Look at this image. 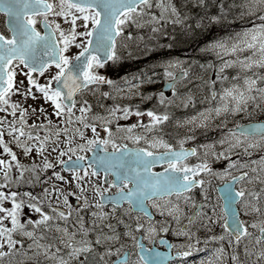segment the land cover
Listing matches in <instances>:
<instances>
[{"label":"snow or ice","instance_id":"snow-or-ice-1","mask_svg":"<svg viewBox=\"0 0 264 264\" xmlns=\"http://www.w3.org/2000/svg\"><path fill=\"white\" fill-rule=\"evenodd\" d=\"M193 7L206 8V0H0V13L4 15L8 32L6 35L0 31V111L12 114L10 121L7 115L0 116V148L8 156L7 160L0 159L3 182L11 188L13 182H21L25 171L31 170L36 176L35 182L39 183L37 169H53L54 165L46 156L40 163L36 159L49 151L48 142L52 141L51 151L56 153V163L68 171L71 179L57 170L52 172V176L69 184L74 183L76 189L65 190L53 185L55 204L47 187L42 195L29 191H0V264H25L26 261L40 264L42 260L48 261V264H165L163 257L189 256L193 245L200 239L207 244L208 241H222L226 237L232 247L233 264H264V152L253 156L252 151L264 148V120L253 118L242 124L237 119L242 112L250 114L257 108L264 111V74H249L253 68H264V0H243L242 11L234 17L243 19L247 15L251 20L258 18V23L250 21L248 26L232 35L209 40L201 47L200 51L227 59H221L215 67V79L209 75L203 81L207 85L204 100L208 106L175 121L178 126L191 125L188 132L208 128L214 121H219L214 125L223 130L218 140L186 148L185 141L195 139L194 135L180 136L177 146L164 138L160 125L170 118L168 105L174 104L177 99L180 100L179 106L185 108L196 103L190 92L182 96L177 90V83L189 77L191 67H183L184 61L179 59H169L160 65L166 87L172 92L171 97H165L162 90L150 94L134 93L142 99L157 97L164 111L143 109L149 117L144 125H128L122 129L117 124L116 132L126 133L120 138L109 128V123L132 112L141 116L139 106L115 103L103 114L91 113L89 101L82 99L78 103L74 95L80 91L94 92L98 89H90L89 85L102 83L115 88V92L111 93L113 98L116 92L125 95L98 70L105 67L108 61L115 62L120 58L117 40L124 34L125 25L131 22L137 27L151 26L150 35L162 32L167 36L168 32L163 31L160 21L179 25L194 18L195 24L187 27L200 29L206 13L193 12ZM219 7L221 14L207 15L209 21L222 19L225 11L223 2ZM152 9H158V14ZM49 16L54 19L49 20ZM57 17L62 19H55ZM78 20L82 22L79 25ZM38 22L43 25L42 31L38 29ZM62 23L68 28L62 27ZM78 28L82 30L78 31ZM125 35L130 38L132 32ZM77 37L83 39L78 40ZM71 46H75L77 51L72 52ZM123 46L127 47L126 44ZM50 66H54L55 71L45 77L44 83H40L33 74L51 71ZM177 66L179 72L172 70ZM200 67L205 68L206 65L201 64ZM229 67L238 70L229 76L224 72ZM18 73L27 79L26 85L23 79H17ZM37 91L42 93L45 101L50 102V111H46L43 104L25 108L19 101L10 99L13 93H19L24 99L30 97L36 100ZM102 95L108 97L110 92L104 91ZM77 106L79 115L73 112ZM17 111L20 113L18 118L15 115ZM27 112L33 115L39 112L44 119L40 123L33 120L29 124ZM65 114L64 119L54 121L51 118L65 117ZM73 120L78 122L76 126H72ZM97 120L109 135L103 138L96 135L97 125L90 121ZM70 128L72 135H69ZM88 128L93 133L90 137L85 134ZM133 128L140 131L133 133ZM5 133L10 137L7 142ZM118 139L134 143L143 141L147 146L129 148L125 143L118 144ZM11 143H15L24 156L34 149L32 164H22L10 147ZM217 143L221 145L218 151L215 150ZM107 145H111V152H108ZM94 146L102 151L93 152ZM198 148L204 149L203 158L195 164L187 163L186 157L198 155ZM238 148L242 153L234 151ZM86 152H93V155H84ZM209 155L217 159L226 155L235 158L228 159V167L217 172L207 159ZM242 155L248 159H243ZM157 164L163 166L159 171L154 170ZM13 166L16 176L11 175ZM101 172L103 176H100ZM201 173L221 178V183L212 189L216 193V203L210 205V212H205L204 204L188 195L191 189L199 186L205 202L213 199L207 190L211 181H206ZM97 180H103L107 187H102ZM255 182H259V188L255 187ZM26 183L33 181L29 179ZM112 188L114 192L109 191ZM69 192L83 201L80 208L89 206L86 193L91 192L98 197L91 201L97 209L111 203L113 214L117 205L125 213L142 214L147 223L142 222L141 215H137L131 227L126 226L124 231V235L132 240V249L119 243L118 233L108 234L103 228L86 227L83 217H79L73 230L69 231L67 222L72 215ZM45 198L48 199V210H45ZM181 199L191 206V211L185 213ZM4 201H10V206H4ZM61 201L63 207L59 206ZM125 203L128 205L126 208ZM151 209L167 219L154 220ZM30 213H35L36 218ZM92 215L103 220L108 214L100 211ZM242 215L251 216V219H244ZM58 220L64 223H57ZM215 225L220 226L219 233L203 238L196 235L200 227L211 231ZM104 227L111 229L112 225ZM49 229H55L56 235H52ZM170 229L173 235L187 238V242H169L159 238L169 249L176 248V252L164 253L141 245V240L151 241L158 233H167ZM90 232H94V241L89 236ZM77 233L80 235L77 236ZM137 234L140 239H137ZM49 236L50 239L47 238ZM58 245L68 251L63 252ZM237 249L242 251L243 258ZM113 253L116 254L115 260L106 259ZM226 255L227 251L221 243L202 257L199 264H224Z\"/></svg>","mask_w":264,"mask_h":264},{"label":"rangeland","instance_id":"rangeland-1","mask_svg":"<svg viewBox=\"0 0 264 264\" xmlns=\"http://www.w3.org/2000/svg\"><path fill=\"white\" fill-rule=\"evenodd\" d=\"M209 1L211 2L213 0H206V4H207L206 8H202V9H197L195 7L192 8L193 12L199 11L200 13H202V12H207L210 9V7L212 8L213 6H215L216 7L215 11H213L214 13H212V14H221V10H220L219 5L221 2H223V4H224L225 11L223 12L222 19L220 20V21H224L222 23V25H223L222 31H224V33L215 34L214 36L208 35L207 36L208 40L218 39V38H221L223 36L232 35L235 31H238V30L242 29L243 27L248 26L250 21L253 23L259 22L258 18L256 20H251V18L247 15H244L243 19L234 18L237 13L242 11L240 6H241L243 0H216L215 4H211V3H209ZM152 10L157 11V14H158V11H159L158 9H152ZM49 17H51V16H49ZM52 18L54 19V17H52ZM55 19L59 20L62 18L57 17ZM145 19H147V17H145ZM220 21H218V22H220ZM193 22H195V20ZM81 23L82 22L80 20L77 21L78 25ZM160 24L164 26L163 31L168 32L167 36L163 35L162 32L156 33L154 35H150L151 26H139V27H137L136 25H133L131 22H128L125 25L124 34H122L121 37L117 41V52H118V56L120 58L118 60H116L115 62L117 64H120L121 63L120 61L123 60V62L125 63V66L118 65V67L119 68H125L127 66H131V64L129 63L130 59H135V62L137 64V65H133V66H136L135 68L129 70L127 72V74L120 76L117 80L110 79L114 82V85L120 89V92L125 93V95H120V93L116 92L115 98H113V95L111 93L115 92V88L108 84V90H107L106 85L102 84V86H100V88L95 87L98 90H96L94 92L93 91L81 92L77 102L79 103L80 100L87 99L89 101V103L92 105L91 113H99V114H103L109 108V106H112L115 103H119L122 105L123 104H129L131 106H139V108L142 111V116H145V117H148L146 115V113H143V109H145V108H152L156 111H164V106L158 103L157 97L154 96V98L152 99V101L155 104V106L153 108L150 105H147V106L143 105L150 98L149 99H142L141 96L135 95L134 93H136L138 91L140 93H149L150 94V93H155V92L162 90L165 93V97H171L172 92L170 89L169 90H163L162 89L163 85L165 84V79L163 77V68L160 65L164 61H167L169 59H179V60L184 61L183 67H185V68H188L189 66H191V67H190V71H189V77H187L185 79V81H180L177 83V90L182 96L190 92L191 95L193 96V98L195 99L196 103L195 104H189V106L187 108H185V107L179 106L180 100L177 99L174 104L168 105V111L170 112V118L168 121H165L160 125V128L163 132L164 138L167 139L168 142L173 143L174 146H176L177 139L180 136H183L185 134L194 135V137H195V139H193V140H186L185 143H194V141H201V140H205V139L206 140L202 144H206V143L216 141L219 139V137L221 136V133L223 131L222 129L214 126L219 121H214L213 124H211L208 128H197L193 132H188V128L191 127V125L178 126L175 123V121L177 119L183 120L185 116H191L195 112L199 111L200 108L208 106V102L206 100H204V97L207 95V85L204 84L203 81L206 80L209 75L213 79H215V75H216L215 67L220 64L221 59H227V57L222 56L220 58H217L214 53L201 51V53L205 52L208 54H204L203 57L192 56L190 58H186L184 56H167L163 60L153 63L151 61L152 60L151 56L156 55V54H160V52H158V51H159V49H162V47H158V46H162L159 44L161 41H163L164 44H168V45H172L174 43L172 41L173 35L171 34L174 31V29L171 28V25H177V24H173L171 21H168V22L160 21ZM179 25H181V24H179ZM204 25H205V22H203V26ZM61 26L66 28V29L68 28L67 24L62 23ZM77 30L78 31L82 30V28H78ZM128 32H132V37H130V38L126 37L125 34ZM77 39L80 40L83 38L77 37ZM124 44H126L127 47H124L123 46ZM149 45H151V47H149ZM204 45L205 44H203V46ZM156 48H158V49H156ZM154 49H156V50H154ZM71 51L72 52L77 51L75 46H71ZM155 52H157V53H155ZM244 54L246 55L247 52H245ZM194 61H195V63H193ZM115 62L112 61L111 63H115ZM111 63H109V64H111ZM201 64L206 65V67L201 68L200 67ZM18 67H23V66L18 65ZM50 69H51V71L45 70L44 74L35 75L40 83H44L45 77L48 75H51V73L55 71L54 66H50ZM232 69L235 71H233ZM98 70H100V69H98ZM172 70L179 72L180 69H179V66H177ZM237 70H238V68H236V67H229V68L224 69V72L227 73L229 76H231ZM251 70L254 73L261 74V68H259V69L253 68ZM251 70H249V71H251ZM152 73H155V76H152ZM138 77H139V79H137ZM149 77H151V79H149ZM17 79H23L25 85L27 84V79L25 77H23L22 75H20L19 73L17 75ZM140 80H143L144 82L141 83ZM218 87H219V82L217 83V88ZM104 91L110 92V95L108 97L103 96L102 92H104ZM35 94L38 97V99H36V100H33L30 97L27 99H24L19 93H13L12 96L10 97V99H12L14 101H19L21 106H23L25 108H28L29 106L37 107L40 104H43L45 110L50 111V108L52 107L50 102L45 101L43 99L42 93L37 91ZM165 103H167L166 100H165ZM160 109H162V110H160ZM0 112H1L0 116L7 115L9 121L12 119L11 113H4L3 111H0ZM73 112L76 115H79V107L77 106V108L73 109ZM134 114H135V112H132L130 115L120 116L118 119H112L109 124H113V125L119 124L120 125V123H127V121L130 120ZM15 115L17 117L20 115V113L17 111ZM65 115H67V114H65ZM51 118L55 121L58 119H64L65 117L57 118L55 116H52ZM253 118H255V119L264 118V111H261V109L257 108L256 110L252 111L250 114L246 113V112H242V113H239L237 116V119L241 123H244V122L248 121L249 119H253ZM26 119H27L28 123L31 124L33 120H37V123H40L41 121H43L44 117L39 112H37L35 115H33L31 112H27L26 113ZM90 122L96 123V125H97L96 135H99L98 127L102 126L100 121L97 120V121H90ZM144 122L145 121H143V125H144ZM77 123L78 122L73 120L72 126H76ZM115 127L116 126H114V128H113L115 135L121 133V132H116ZM139 131H140L139 128L132 130L133 133H136ZM211 132H212V134H211ZM72 134L73 133H72L71 128H70L69 135H72ZM85 134H86V136H89V137L93 135L90 128L85 129ZM149 135H151V134H149ZM210 137H213V140L209 141V139H207ZM4 139L7 142L10 140V137H8V135L5 133ZM76 139H77V141H79L80 138L77 136ZM48 145H49V151L44 152L41 157L36 159V162L40 163L42 161L43 157L46 156V157H48L49 161L54 165V168L53 169H43V168L37 169V175H39V177H40L39 183L35 182L36 176L32 174L31 170H27L24 172L23 179L21 180V182L23 183L22 186H19L18 187L19 189H16L14 186H12L10 188V187H8V185L4 184L3 176H2L3 173L0 172V185H2V187H0V191H5V192L17 191L18 193L29 191V192H32L34 195H42L44 188L47 187L49 189V192L51 193V200L54 204L56 203V193L52 192V186L53 185H55L56 187H61L65 190L70 189L71 191H76V189L74 187V183L69 184L67 181H62L59 178L52 176V172L54 170H57V171H60L62 176L68 177L69 180L71 179L68 171L66 169L62 168L58 163H56V153L51 151L52 141H49ZM61 146L63 147L64 145H61ZM10 147H12L13 150L17 153V157L22 164H25V165L32 164L33 157L35 156L34 149L32 150V152L28 156H24L21 152V149H19L15 145V143H11ZM220 148H221V145H219L218 143L215 144V150L218 151ZM234 151L236 153H242V150L239 148L235 149ZM252 151H253V156H255V155L259 154L260 152H264V148L255 149ZM203 152H204V149H202V153L200 156L193 159L194 164L197 163L198 159L203 158ZM88 153L89 152H86V153H84V155H86ZM242 157H243V159H248L247 156L242 155ZM66 158L67 157H64V159H66ZM234 158L235 157H228L227 155L225 157H221L219 159H217L216 157L211 156V155H209L207 157V159L209 160V162H211L212 165H214V166L216 165L218 167V169L216 170L217 172L222 171L223 169L227 168L228 167L227 160L228 159H234ZM0 159H6V160L8 159L7 154L3 153L2 148H0ZM11 163H13V165H14V162H11ZM233 174H235V172ZM11 175L12 176L17 175L15 166H13V169L11 170ZM201 175H205V178L207 179V181H209V180L211 181L212 178L215 176V175H209V174H203V173H201ZM45 176L48 177L47 180H45ZM100 176H103V174H100ZM215 177H217L221 181L220 177H218V176H215ZM226 178L227 177H224L223 179H226ZM29 179H31L33 181V183H31V184L26 183V181ZM93 179H96V178H93ZM96 182L99 183L102 187H106L103 180H97ZM12 185H16V183L13 182ZM214 186H215V184H214ZM255 187L259 188V182H255ZM20 189H22V190H20ZM32 189H35V190H32ZM18 190H20V191H18ZM207 190H208V192H211V190H212L211 183L208 185ZM86 195H88V197H89V206L84 208V209H81L79 207H74L75 205L72 202V199L78 198V197L72 195L71 192L68 193L69 203L72 202V207H73L72 208V215L67 222V226L69 228V231L73 230V225L76 224V220L79 217H83L86 227H92V228L97 229V230H100L101 228H103V231L105 233H108V234H111L112 232L118 233L119 237H120L119 243H123L125 245L130 246V247H133V243H132L131 238L124 235V231H125L126 226L131 227V225L133 223V218H134L133 213H125L122 208H116L115 213L113 214V207H105L104 205L102 206L101 209H97L95 207V205L91 203V201L94 199H98V197L94 196V194L91 192L86 193ZM214 201L216 203L215 197H214ZM47 203H48V199L45 198V210H48L46 207ZM180 203H181V207H183L185 209V213L191 211V206L186 204L183 201V199H181ZM207 204H209V206H210L211 204H213V200L208 201ZM4 206H6V207L10 206V201H4ZM59 206L63 207L62 201L59 203ZM77 209H78V211H77ZM100 211H103L104 213L108 214L107 217L104 218L103 220H101V218L98 216L92 215L93 212H100ZM30 214L33 216V218H36L35 213H30ZM249 217L251 218V216H249ZM161 219H167V218L161 217L158 213L157 221H159ZM97 221H99V223H97ZM57 223L63 224L64 221L58 220ZM145 223H146V221H145ZM181 223H183V221H181ZM196 223L199 224L200 221L196 222ZM108 224L112 225L111 229L104 227ZM218 226L219 225H215L214 228L212 227L211 231L207 230L206 234L207 233H208V235L215 234L212 231V229H215ZM76 227H79V225H76ZM48 231L52 235H56L55 229H49ZM170 231H171V229H170ZM200 234H202V231L198 229V232L196 233V235L203 238ZM79 235H80V233H77V236H79ZM89 236L94 241V232H90ZM137 236H138V234H137ZM171 236H173V238L176 241L179 240V241L187 242L186 237H182V236L177 237V236L173 235V233H171ZM47 238L50 239L51 236H49ZM208 242H210V241H208ZM112 243H113V246H116L114 242H112ZM203 243H205L204 240L200 239L197 244L193 245L192 250H194L196 248V246L199 247V245H201ZM58 246L62 248L63 252L68 251V249L63 248L62 245H58ZM101 250H102V246H101ZM114 255H115V253H113V255L111 257H106V259L108 258L109 260H113ZM25 264H32V262L26 261ZM40 264H48V261L42 260L40 262Z\"/></svg>","mask_w":264,"mask_h":264},{"label":"trees","instance_id":"trees-1","mask_svg":"<svg viewBox=\"0 0 264 264\" xmlns=\"http://www.w3.org/2000/svg\"><path fill=\"white\" fill-rule=\"evenodd\" d=\"M215 1L216 0H213L211 2L209 1V3L215 4ZM215 8L216 7L213 6L212 8L210 7L207 12H202V14L206 13L205 19L203 21L205 22V25L202 26L200 29H190L187 27V25L189 24H195V22H193L194 18L189 19L188 21H185L178 26L171 25V28L174 29V31L171 33L173 35L172 41L174 43L172 44L173 46L167 50V53H170L168 55L179 54L180 52L184 53V55H187V57H203L204 54H208L205 52L201 53L200 51L201 45H203L204 42L208 40L207 36H214L215 34L224 33V31H222V23L224 21L217 23L209 21L207 19V15H211L212 13H214L213 11H215Z\"/></svg>","mask_w":264,"mask_h":264},{"label":"flooded vegetation","instance_id":"flooded-vegetation-1","mask_svg":"<svg viewBox=\"0 0 264 264\" xmlns=\"http://www.w3.org/2000/svg\"><path fill=\"white\" fill-rule=\"evenodd\" d=\"M105 67H106V77H108V63L106 64ZM34 75H38V73H34ZM135 117H137V116H136V115H133L129 121H134V122H141V121H143L142 118H135ZM116 137L120 138V137H122V136H116ZM125 142L129 143L130 145H137V146H141V147H145V146H147V145H145V144L143 143V141H140V142L134 143L133 141H131V140H127V139H118V140H117V143H118V144H119V143H125ZM107 147H108L109 150H112L111 145H107ZM154 150L157 151V150H160V149H154ZM186 161H188V163H191V164H192V160H191V158H188ZM161 167H163V166H162V165H158V164H157V165H154V170H155V171H158V170H160ZM226 179H227V178H226ZM109 191H115V189L112 188V189H109ZM197 193H199V189H194V190H190L189 193H188V195H190L192 198H194L195 195H196ZM174 198H175V197H173V199H174ZM196 201L199 202V203L204 204V211H205V212H210V211H211L209 204H207L206 202H204V200H203V198H202L201 196H199V197L197 198ZM152 213H153V218L158 217V212H156L155 209H152ZM140 215L142 216V214H140ZM253 215H254V214H253ZM242 218H244V219H251L250 217H243V215H242ZM145 220H146V219L142 216V222H144ZM196 222H199V220H197ZM212 227L214 228V226H212ZM212 231H213L215 234L219 233V232L221 231L220 226H218V227L215 228V229H212ZM171 233H172L171 231H169V232H167V233H165V232H160V233H158L157 237L154 238V240H151V243H152V244L159 243V241H160L159 238H160L161 236H166V237L170 238L171 241L175 242L176 240L173 238V236H171ZM206 235H208V233H207ZM208 243L211 244V246L209 247V248H211V249L213 248V245H215L216 247H218V246L222 243V244L224 245V248H225L226 251H227V255L224 257V264H233V262H232V260H231L232 247H230V246L228 245L227 237H226L224 240H222V241H210V242H208ZM216 247H215V248H216ZM213 249H214V248H213ZM237 250L240 251V249H237ZM174 251H177V249L174 248ZM241 258H243V255H242V254H241ZM183 262H188V259L185 258V257H180V258L177 259V261H176L175 263L182 264Z\"/></svg>","mask_w":264,"mask_h":264},{"label":"water","instance_id":"water-1","mask_svg":"<svg viewBox=\"0 0 264 264\" xmlns=\"http://www.w3.org/2000/svg\"><path fill=\"white\" fill-rule=\"evenodd\" d=\"M164 89H168V87H166V84H165V86H164ZM74 95H76V94H74ZM261 120H264V119H261ZM244 124H246V123H244ZM73 159H75V158H73ZM168 251H164V253H167ZM168 257L169 256H167V257H163L162 259L164 260V261H167L168 260Z\"/></svg>","mask_w":264,"mask_h":264},{"label":"bare ground","instance_id":"bare-ground-1","mask_svg":"<svg viewBox=\"0 0 264 264\" xmlns=\"http://www.w3.org/2000/svg\"><path fill=\"white\" fill-rule=\"evenodd\" d=\"M151 71V70H150ZM211 134H212V132H211ZM205 136V135H204ZM209 136V135H208ZM210 141V140H209ZM243 158V157H242ZM216 166V165H215ZM217 167V166H216ZM220 167V166H219Z\"/></svg>","mask_w":264,"mask_h":264}]
</instances>
